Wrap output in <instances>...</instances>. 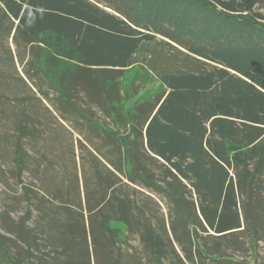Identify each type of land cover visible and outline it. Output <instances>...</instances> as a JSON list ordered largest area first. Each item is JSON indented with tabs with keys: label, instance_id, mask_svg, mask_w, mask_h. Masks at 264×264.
Wrapping results in <instances>:
<instances>
[{
	"label": "trees",
	"instance_id": "16d2710c",
	"mask_svg": "<svg viewBox=\"0 0 264 264\" xmlns=\"http://www.w3.org/2000/svg\"><path fill=\"white\" fill-rule=\"evenodd\" d=\"M9 39L40 95L52 92L63 118L82 117L106 147L80 154L84 204L75 186L63 199L87 215L58 226L49 217L59 241L80 252L89 236L95 258L110 254L117 221L139 237L145 264H253L264 240V0H0V46ZM134 66L141 72L126 83ZM148 74L161 90L125 108ZM14 154L22 171L20 145ZM7 229L28 256L38 249L20 222ZM6 240L0 233V264H28Z\"/></svg>",
	"mask_w": 264,
	"mask_h": 264
},
{
	"label": "rangeland",
	"instance_id": "374dc122",
	"mask_svg": "<svg viewBox=\"0 0 264 264\" xmlns=\"http://www.w3.org/2000/svg\"><path fill=\"white\" fill-rule=\"evenodd\" d=\"M27 59V55L17 50L10 39L3 40L0 46V80L5 81L0 83V233L6 236L12 253L28 264H145L147 253L142 250L139 237L135 233L126 235V226L122 222H110L111 227L120 230L119 243L112 248L110 254L98 249L96 258L93 256L89 236L79 252L76 244L71 247L70 244L59 241L60 234L56 229L52 232L47 229L49 217L55 220L56 226L60 221L68 222L72 218L86 219L84 205L81 204L80 207L66 203L63 196L68 199L75 198V192L72 190L75 186L84 204L80 154L85 155L88 150L96 152L97 149L103 152L106 147H100L102 139L87 128L82 117L73 115L67 119L63 118L56 110L58 101L52 92L48 93V97L40 95L34 83L24 74L23 68ZM136 72H141L138 66L129 68L125 82L129 83ZM138 87H142L141 91L130 99L125 108L135 100L151 99L162 88L160 81L151 74L147 75L145 84L139 83ZM76 93L85 97L82 90ZM76 102L85 116L113 127V123L94 104H86L79 99ZM18 124H28V130L31 127L34 129L23 135ZM17 144L22 148V171L17 170L15 163ZM86 168L88 170L87 166ZM75 170L77 177L74 178ZM46 174L47 179L43 178ZM43 184L49 188L62 189V196L46 194L42 188ZM68 186L72 187L69 193L64 191ZM25 190L29 193L24 194ZM138 190L144 191L142 188ZM42 193L47 199L44 205L40 206ZM152 195L159 212L166 215L168 207L165 200ZM19 222L21 228L35 237L38 244V249L34 248L28 252L29 256L25 252V245L7 229L16 228ZM103 233L105 234V231ZM256 249L258 255L255 260L252 261L250 255L244 258H250L253 264H264V240L257 242ZM242 257L237 252L234 254V259Z\"/></svg>",
	"mask_w": 264,
	"mask_h": 264
}]
</instances>
